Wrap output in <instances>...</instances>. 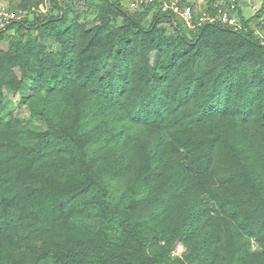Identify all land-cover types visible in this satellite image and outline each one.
I'll list each match as a JSON object with an SVG mask.
<instances>
[{
	"label": "trees",
	"instance_id": "16d2710c",
	"mask_svg": "<svg viewBox=\"0 0 264 264\" xmlns=\"http://www.w3.org/2000/svg\"><path fill=\"white\" fill-rule=\"evenodd\" d=\"M68 1L0 22V264H264V0Z\"/></svg>",
	"mask_w": 264,
	"mask_h": 264
},
{
	"label": "rangeland",
	"instance_id": "374dc122",
	"mask_svg": "<svg viewBox=\"0 0 264 264\" xmlns=\"http://www.w3.org/2000/svg\"><path fill=\"white\" fill-rule=\"evenodd\" d=\"M64 3H69L68 0H63ZM202 1L200 4L203 3V0H199ZM263 0H243L242 2V9L245 13V15L247 17H251L253 16L257 10L260 8L261 4H262ZM72 4V3H70ZM10 5L9 0H1V6L4 8H8ZM74 6H76L75 2L73 3ZM49 8V7H48ZM77 8V7H76ZM42 11L45 13L47 12L46 7L41 6ZM85 10V7H81V11ZM72 17H74V13H72ZM90 17V16H89ZM92 17L89 18V20H91ZM82 20H84L82 18ZM71 34L69 35H53V38L58 39L59 41L62 42H66L70 39ZM91 54L93 56H95L97 59L101 58L102 55V51L100 49H92ZM28 108H26L24 111L26 114H29L30 111H36L39 113H43L45 115H47L48 117H50L52 120L55 119V116L48 110V108L41 102L31 99L28 104H27ZM182 253V246L178 245L175 250H174V254L175 255H181Z\"/></svg>",
	"mask_w": 264,
	"mask_h": 264
},
{
	"label": "built area",
	"instance_id": "2783aa9c",
	"mask_svg": "<svg viewBox=\"0 0 264 264\" xmlns=\"http://www.w3.org/2000/svg\"><path fill=\"white\" fill-rule=\"evenodd\" d=\"M145 0H134L131 3V8L132 9H138L140 7L141 4L145 3ZM221 6H224V2H222ZM168 6L164 5V9H167ZM170 9L173 10L176 14H180L182 17H184V19L188 22V24L190 25L192 23V17H193V9L189 6H182L181 0H174L172 5L170 6ZM224 9H219L218 10V16L220 15L221 20L225 23L229 22L232 25L237 24V18H229V16L223 11ZM0 17L2 18L0 20V22L2 23L4 19L9 20L11 18V15L9 14V12L2 7L0 9ZM209 20V18H207ZM5 24L2 23V26H4Z\"/></svg>",
	"mask_w": 264,
	"mask_h": 264
},
{
	"label": "clouds",
	"instance_id": "9594fccd",
	"mask_svg": "<svg viewBox=\"0 0 264 264\" xmlns=\"http://www.w3.org/2000/svg\"><path fill=\"white\" fill-rule=\"evenodd\" d=\"M201 2H202V1H200V3H201ZM203 2H204V0H203ZM223 2H224V4H226L225 2H227V0H223ZM191 24H192V23H191ZM191 24H190V25H191Z\"/></svg>",
	"mask_w": 264,
	"mask_h": 264
}]
</instances>
